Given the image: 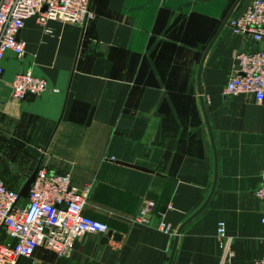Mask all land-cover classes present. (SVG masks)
Here are the masks:
<instances>
[{"label":"crops","instance_id":"crops-1","mask_svg":"<svg viewBox=\"0 0 264 264\" xmlns=\"http://www.w3.org/2000/svg\"><path fill=\"white\" fill-rule=\"evenodd\" d=\"M253 1L91 0L85 26L25 20L23 55L2 62L0 179L20 193L35 169L67 172L89 187L84 213L108 230L79 235L69 257L39 245L17 264H256L264 101L224 88L234 51L264 43L222 25ZM26 70L46 89L13 98ZM144 199L154 202L146 224L134 220Z\"/></svg>","mask_w":264,"mask_h":264},{"label":"built area","instance_id":"built-area-1","mask_svg":"<svg viewBox=\"0 0 264 264\" xmlns=\"http://www.w3.org/2000/svg\"><path fill=\"white\" fill-rule=\"evenodd\" d=\"M30 17H35L45 28L48 20L85 26L94 19L95 13L91 0H1L0 77L5 54L11 51L21 57L24 53V42L18 34ZM226 23L232 33L249 35L253 41L264 43V0L253 1ZM233 59L224 91L230 95L248 94L255 102H263L264 45L252 50H235ZM46 86L44 78L26 70L16 75L12 97L23 100L42 93ZM88 192V186L74 187L67 172L53 173L39 168L30 185L28 201L22 204L19 193L0 179V264H17L20 257L31 256L39 245L60 257H69L73 241L79 235L106 232V223L84 213ZM254 196L261 203L260 220L264 224V157ZM153 207L152 200L144 199L134 220L148 223ZM158 227L164 234H173L163 221ZM216 239L222 249L221 262H228L233 256L231 241L221 221L217 224ZM256 264H264V255Z\"/></svg>","mask_w":264,"mask_h":264},{"label":"water","instance_id":"water-1","mask_svg":"<svg viewBox=\"0 0 264 264\" xmlns=\"http://www.w3.org/2000/svg\"><path fill=\"white\" fill-rule=\"evenodd\" d=\"M230 13L231 11H229V13L226 15V17L224 18L222 25H224L227 21V19L230 17ZM20 33L18 34L19 37ZM30 97H33V95H31ZM157 138V137H156ZM133 167H136L138 169H142V170H147L143 167L137 166V165H131ZM38 169H35V171H33V173L28 177V179L26 180V182L24 183L22 189L20 190V198H28L29 196V189H30V185L33 182L34 178H35V174L37 172Z\"/></svg>","mask_w":264,"mask_h":264}]
</instances>
